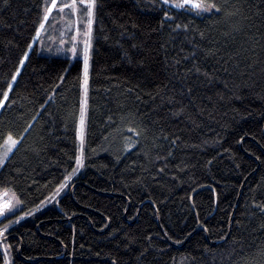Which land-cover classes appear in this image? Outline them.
<instances>
[{"label": "trees", "instance_id": "obj_1", "mask_svg": "<svg viewBox=\"0 0 264 264\" xmlns=\"http://www.w3.org/2000/svg\"><path fill=\"white\" fill-rule=\"evenodd\" d=\"M214 2L97 0L85 94V18L0 0V264H264V0Z\"/></svg>", "mask_w": 264, "mask_h": 264}, {"label": "snow or ice", "instance_id": "obj_2", "mask_svg": "<svg viewBox=\"0 0 264 264\" xmlns=\"http://www.w3.org/2000/svg\"><path fill=\"white\" fill-rule=\"evenodd\" d=\"M97 6V0H71V2H65V0H45L44 7V15L42 18V22L39 24V30L37 31V36H39L40 31L45 28V24L49 21V16L53 13V10H56L59 13H64L65 9H68L70 13L79 12L86 21L87 30L83 33L84 37H86L83 41L84 49H83V87L85 90V94H87L88 81H89V52L91 49V33H92V24L93 18L95 14V9ZM151 6H157V0H151ZM159 6L163 8L167 6V10L163 11V16L166 19H174V17L169 16V12L175 8L177 10H184L187 12H195L197 15H202L204 13H212V12H220V7L214 2V0H159ZM79 21H75L74 23H78ZM177 27H181V25H177ZM186 28L187 25H184ZM77 33H79V28L76 29ZM75 39V38H73ZM63 42V41H62ZM31 47V46H30ZM73 54L76 53V47L73 46L71 49ZM28 59V54L25 53L24 60ZM24 60H21V65H23ZM17 75L19 72L17 71ZM12 81L16 80V76L14 75ZM63 80V77H61ZM13 85L12 83H8L7 90L2 92V98H0V109L5 107V101L9 100V93L12 91ZM86 102V101H85ZM81 136L80 139L83 141V125H84V112H81ZM139 135V133H137ZM18 140L14 139L13 136L9 133L5 142L4 147L6 152H11L13 148L16 147ZM77 164L82 166V157L77 159ZM75 171V170H74ZM160 171H163L161 169ZM19 202V201H17ZM11 210L12 205L0 206V215L5 214V208ZM261 211H264V206H261ZM30 214V213H29ZM13 222L17 221H9V225H5L4 229L0 230V238H3L5 235V231L8 226ZM10 247V246H9ZM5 256H7V248L4 249Z\"/></svg>", "mask_w": 264, "mask_h": 264}, {"label": "rangeland", "instance_id": "obj_3", "mask_svg": "<svg viewBox=\"0 0 264 264\" xmlns=\"http://www.w3.org/2000/svg\"><path fill=\"white\" fill-rule=\"evenodd\" d=\"M75 27H76V25H75ZM71 28H72L71 24L66 23L65 27L62 29L61 33L59 34L60 35L59 39L61 40V41H59L60 42L59 47H61L62 49L66 48L68 46L67 44L69 42L71 44L72 48H73V46L76 47V51H77L79 46H80V41L82 40V31L79 30V33H77V31H76L77 28H75L74 34H70ZM39 36H40V34H39ZM73 38H75V39H73ZM70 39H71V41H70ZM2 153L3 154L5 153V156H6V154H8V152H6V150H5V148L2 151ZM17 201H19L18 198L11 192H5L2 196H0V205L2 203H6V205H12L13 206L11 208V210H9L6 207L5 208V214H7L8 212H13L20 207V202H17ZM2 216L3 215H0V219L2 218ZM0 230H2V228H0Z\"/></svg>", "mask_w": 264, "mask_h": 264}, {"label": "bare ground", "instance_id": "obj_4", "mask_svg": "<svg viewBox=\"0 0 264 264\" xmlns=\"http://www.w3.org/2000/svg\"><path fill=\"white\" fill-rule=\"evenodd\" d=\"M43 7V6H42ZM43 14V13H42ZM81 15V14H80ZM58 16V15H57ZM85 20V19H84ZM7 202V201H6ZM0 206H6V203H2ZM228 231V230H227Z\"/></svg>", "mask_w": 264, "mask_h": 264}]
</instances>
